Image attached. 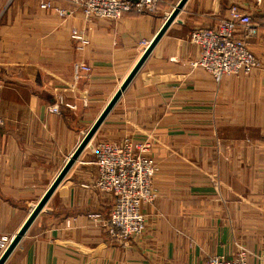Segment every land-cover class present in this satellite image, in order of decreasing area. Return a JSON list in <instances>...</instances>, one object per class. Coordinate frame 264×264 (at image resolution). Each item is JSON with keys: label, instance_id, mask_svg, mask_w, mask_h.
Segmentation results:
<instances>
[{"label": "crops", "instance_id": "0c3cea01", "mask_svg": "<svg viewBox=\"0 0 264 264\" xmlns=\"http://www.w3.org/2000/svg\"><path fill=\"white\" fill-rule=\"evenodd\" d=\"M179 1L113 21L87 18L71 0H0V243L17 235ZM234 6L252 16L257 32L243 36L260 67L216 80L197 65L191 33L216 28ZM128 138L151 143L158 198L143 208L142 234L120 246L107 231L114 196L94 187L93 146ZM242 252L264 264V0H188L5 264H203Z\"/></svg>", "mask_w": 264, "mask_h": 264}, {"label": "built area", "instance_id": "2783aa9c", "mask_svg": "<svg viewBox=\"0 0 264 264\" xmlns=\"http://www.w3.org/2000/svg\"><path fill=\"white\" fill-rule=\"evenodd\" d=\"M78 9L82 10L87 18L120 19L126 12L154 13L160 0H71ZM43 7L47 5L43 4ZM58 14L68 15V12L58 10ZM252 17L240 12L236 7L231 10L229 18L223 19L216 28H199L191 33V39L201 47V57L197 65L207 71L216 80L229 75H248L260 67V62L248 48L243 37L244 31L253 29ZM254 33V32H253ZM71 38L78 40L81 47L89 43L83 37V32H71ZM69 106V105H67ZM71 108V106H69ZM54 105L52 111L57 112ZM129 144L113 147L108 144L95 146L99 169L98 184L101 188L111 191L115 186L125 192L130 189L145 198H153L149 191L151 177H153L154 161L146 155L135 156ZM132 146V145H131ZM218 188V186H217ZM142 192V193H140ZM116 208L110 215V235L121 238L124 246L128 245L131 234H140L145 227L144 219L136 204L128 199L126 193L116 197ZM136 204V207L134 205ZM128 206V207H127ZM137 211L139 215L132 214ZM129 214V215H128ZM92 216V215H91ZM95 216V215H94ZM133 230V231H132ZM129 231V232H128ZM128 232V233H127ZM132 232V233H131ZM131 233V234H130ZM204 264H252L245 255L234 259H225L220 256L212 257Z\"/></svg>", "mask_w": 264, "mask_h": 264}, {"label": "water", "instance_id": "95a60500", "mask_svg": "<svg viewBox=\"0 0 264 264\" xmlns=\"http://www.w3.org/2000/svg\"><path fill=\"white\" fill-rule=\"evenodd\" d=\"M188 0H180L177 5L174 7V9L171 11L170 15L167 17L166 21L154 37V39L151 41V43L148 45V47L145 49L144 53L140 57V59L137 61L135 66L132 68L128 76L125 78V80L120 85L119 89L115 92L113 97L110 99V101L107 103L103 111L100 113L96 121L93 123L91 128L87 131L85 136L83 137L82 141L78 145V147L75 149V151L72 153L70 158L67 160L66 164L58 174V176L55 178L53 183L50 185L46 193L43 195L41 200L37 203V205L34 207L33 211L17 233V235L10 241L8 246L6 247L5 251L0 257V264H5L7 259L10 257V255L13 253V251L17 248L19 243L21 242L22 238L27 233L30 226L33 224V222L36 220L38 215L42 212L48 201L50 200L51 196L54 194L55 190L58 188V186L61 184V182L64 180L65 176L69 172V170L73 167L75 162L79 159L82 152L88 147L90 142L92 141L93 137L99 130V128L102 126L104 121L107 119L108 115L112 112L120 98L122 97L123 93L126 91L128 86L131 84L133 79L136 77L146 60L151 55L152 51L158 44V42L161 40V38L164 36L168 28L171 26V24L178 18L180 12L184 8L185 4Z\"/></svg>", "mask_w": 264, "mask_h": 264}, {"label": "rangeland", "instance_id": "374dc122", "mask_svg": "<svg viewBox=\"0 0 264 264\" xmlns=\"http://www.w3.org/2000/svg\"><path fill=\"white\" fill-rule=\"evenodd\" d=\"M161 1H163V0H160V2L158 3V5H157V9L159 8V5H160V3H161ZM45 5H47L46 7H43L42 6V8H49L50 7V4L49 3H44ZM43 5V4H42ZM74 6L77 8V6L74 4ZM234 7H236V6H234ZM234 7H232L231 9H230V15H231V10L234 8ZM240 12H242L241 11V9L240 8H238V7H236ZM78 9V8H77ZM58 10H63V11H66V12H68V14L70 13L69 11H67V10H65V9H58ZM80 10V9H79ZM82 11V10H81ZM157 11V10H156ZM155 11V12H156ZM132 12H135V11H132ZM82 13H83V11H82ZM126 13H130V12H126ZM126 13H124L123 14V16L126 14ZM135 13H137L138 15H140V14H146V13H138V12H135ZM243 13V12H242ZM60 14V13H59ZM83 14H85V13H83ZM244 14H246V13H244ZM61 15V14H60ZM230 15L228 16V18L230 17ZM249 15V14H248ZM61 16H65V15H61ZM122 16V17H123ZM251 16V15H250ZM252 17V16H251ZM97 19H100V18H97ZM105 19H107V18H105ZM107 20H113V21H116V20H114V19H107ZM118 20V19H117ZM251 25H252V28L253 29H248V30H246V31H249L251 34L254 32H257V29L254 27V25H253V22H251ZM77 31V32H79V33H82L83 32V37L86 39L87 37H86V34H85V32L83 31V30H78V29H73L72 30V32L73 31ZM245 31V32H246ZM244 37V36H243ZM244 39L246 40V38L244 37ZM192 40V39H191ZM74 41H76V42H78V40H74ZM79 43V42H78ZM247 43V42H246ZM144 44V43H143ZM81 47V46H80ZM82 48V47H81ZM84 48V47H83ZM78 67H80L79 69L80 70H86V71H89L90 70V67H87V66H78ZM211 75V74H210ZM212 76V75H211ZM63 101H61V103H62ZM64 105H65V107H67V108H70V109H75L76 108V106L74 105V104H71V103H64ZM67 105H69V106H71L72 105V107L73 108H71V107H69V106H67ZM57 109V112H58V107L56 108ZM129 144L130 145V147H131V149H132V153L135 155V156H137V157H139L140 155H146L149 159H152L153 161H154V165H155V168L153 169V177H151L150 179H151V183H150V185H149V191H150V193H152V195H153V198H145V197H143V195H140V194H138V192H134V191H132V190H130V189H127L125 192H123V191H120L117 187H115V186H112L111 187V191H107V190H105V189H103V188H101L100 186H99V184H98V177H99V174H100V172H99V169H98V164L96 163V161H97V158H96V154H95V152L93 151V153L95 154V159H94V161H93V164L96 166V169H97V174H96V177H95V181H94V187L95 188H97V189H99V190H101V191H104V192H108V193H111V194H113V198H114V202H113V205H112V208H111V212H110V215L113 213L112 211H113V206H114V208H116V205H117V201H116V197H122L123 195H124V193H126L127 194V196H128V199L130 200V201H132V203L134 202V201H136V204H137V202H138V204H137V206H138V208H139V210H140V212H141V214H142V217H143V219H144V223H145V226H146V216H145V214H144V211H143V208H144V206L145 205H147V204H153V203H155V201L157 200V198H158V192H157V189H156V187H155V185H154V179H155V177H156V175H157V173H158V171H159V166H158V163H157V161H156V159L154 158V156L152 155V153H151V150H152V145H151V143L150 142H148V141H143V142H133L130 138H128V139H126L125 141H123V142H121V143H117V142H115V141H101V142H98L95 146H99L100 144H108V145H111V146H113V147H116V146H123L124 144ZM128 145V146H129ZM132 145V146H131ZM89 146V145H88ZM95 146H93V147H95ZM211 183L214 185V188L217 190V189H219V184L215 181V179H213V178H211ZM217 186H218V188H217ZM140 193H142V192H140ZM136 204L134 205V207H136ZM128 207V206H127ZM95 215V216H94ZM94 215H92L93 217H98V215L97 214H94ZM109 222H111V224H112V221H110V218H109V220H108V222H107V227L108 228H110L109 226H110V224H109ZM145 230V227L143 228V231ZM108 231V230H107ZM133 231V230H132ZM142 231V232H143ZM129 232V231H128ZM127 232V233H128ZM134 233L133 234H135L136 232L135 231H133ZM132 233V232H131ZM130 233V234H131ZM108 234H109V232H108ZM133 234H131L130 236H129V243H128V245L131 243V242H133L134 241V239L135 238H137L138 236H140L141 234H137V235H133ZM110 235V234H109ZM110 237H111V239H112V241L114 242V243H116L117 245L119 244L120 246H123L124 245V242H123V240L121 239V238H119V240H117L116 239V237H114V236H112V235H110ZM8 244V240H5V241H2V243H0V246H1V249H3L6 245ZM241 255H245V253L244 252H242L241 254H239V256H241ZM239 256H237V257H239ZM212 257H215V256H210V257H208L207 259H205V261H204V263L207 261V260H209V259H211ZM236 257V258H237ZM245 257H246V255H245ZM222 258H224V257H222ZM247 258V257H246ZM225 259H234V258H226L225 257ZM203 263V264H204Z\"/></svg>", "mask_w": 264, "mask_h": 264}, {"label": "bare ground", "instance_id": "6f19581e", "mask_svg": "<svg viewBox=\"0 0 264 264\" xmlns=\"http://www.w3.org/2000/svg\"><path fill=\"white\" fill-rule=\"evenodd\" d=\"M93 148H94V147H93ZM132 214L139 215V213H138L137 211L132 212ZM128 215H129V214H128ZM140 234H142V232H141ZM4 251H5V250H4Z\"/></svg>", "mask_w": 264, "mask_h": 264}]
</instances>
